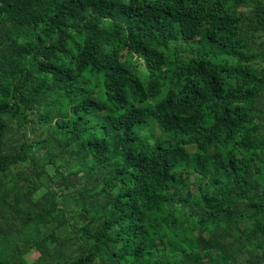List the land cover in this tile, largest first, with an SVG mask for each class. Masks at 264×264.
Instances as JSON below:
<instances>
[{
	"label": "trees",
	"instance_id": "1",
	"mask_svg": "<svg viewBox=\"0 0 264 264\" xmlns=\"http://www.w3.org/2000/svg\"><path fill=\"white\" fill-rule=\"evenodd\" d=\"M0 264H264V0H0Z\"/></svg>",
	"mask_w": 264,
	"mask_h": 264
},
{
	"label": "rangeland",
	"instance_id": "2",
	"mask_svg": "<svg viewBox=\"0 0 264 264\" xmlns=\"http://www.w3.org/2000/svg\"><path fill=\"white\" fill-rule=\"evenodd\" d=\"M137 66H138V69H136V70H137V72H138V75H139L140 78L143 80V79L145 78V73L142 71V70H144V68H143V67H140L141 65H140L139 62H137ZM139 67H140V68H139ZM140 70H141V71H140ZM161 96H162V95H160L158 98H160ZM134 130H135L136 132H138L139 134H141V135H143V136L149 138L150 140H153V139L156 137V135H155V133H154V130H153V128H152L151 125H147V126H144V127H141V126H139V125H135V126H134ZM170 143H171L172 145H176L175 140H170ZM30 257H31V256H30ZM30 257H29V258H30Z\"/></svg>",
	"mask_w": 264,
	"mask_h": 264
}]
</instances>
